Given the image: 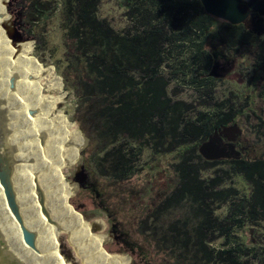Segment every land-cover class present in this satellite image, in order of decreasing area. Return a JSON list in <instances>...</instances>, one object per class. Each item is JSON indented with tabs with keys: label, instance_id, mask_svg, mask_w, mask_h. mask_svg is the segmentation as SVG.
<instances>
[{
	"label": "trees",
	"instance_id": "trees-1",
	"mask_svg": "<svg viewBox=\"0 0 264 264\" xmlns=\"http://www.w3.org/2000/svg\"><path fill=\"white\" fill-rule=\"evenodd\" d=\"M52 3L9 0L8 11L17 29L29 27L18 36L45 50L39 34H31L59 10L64 55L57 70L64 90L76 97L74 120L88 139L83 151L80 133V188L95 195L96 210L116 226L123 222L118 215L127 216L125 223L163 264H264V77L256 94L246 92L241 101L234 90L218 98L210 87L219 60L235 63L239 56L263 67L264 34L209 16L199 0H126L130 25L123 31L99 17L100 0ZM173 80L193 85L198 99H173ZM238 120L262 144L261 155L204 160L199 145ZM169 155L176 161L158 167ZM235 176L249 186L247 196L230 185ZM226 205L222 217L218 211ZM221 238L224 244L213 247Z\"/></svg>",
	"mask_w": 264,
	"mask_h": 264
},
{
	"label": "rangeland",
	"instance_id": "rangeland-1",
	"mask_svg": "<svg viewBox=\"0 0 264 264\" xmlns=\"http://www.w3.org/2000/svg\"><path fill=\"white\" fill-rule=\"evenodd\" d=\"M7 1L0 0V21L4 24V26L0 27V44L2 43L1 41L3 40L8 47V51H11L15 49L17 45L21 43H26L30 46L31 51L28 54V58L31 61L37 62L41 68H52L54 70L55 76L58 80V88L61 92L62 98L60 102L57 104L55 110L45 115L43 120L45 123H50L58 116H61L65 120V123L68 126H70L66 134L69 135L70 137L73 136L74 141L76 143V145L74 143L75 148L74 150L72 149V155L75 157L74 154L76 150L77 152H79V157L78 154L77 157L78 160L80 159L81 162L79 161V164L81 165L83 164V157L81 153L82 141L80 142L81 140L80 133L84 137L85 135L80 130L78 123H76L74 120L76 97L71 91L64 90L62 77L60 76L57 70V66L60 64V59H62L64 55V47L62 43L63 31L61 29V24H60L59 10L57 9L55 12L51 14L50 18L46 21V23L39 27L38 32L36 33L33 32L31 34V36H36V34H39L37 35V37H41L42 42L44 41L46 43V46L44 48L45 50H43L42 49L43 45L40 44L41 46L39 47L35 39H28L22 41L20 40L18 41V39H13V37L17 38L18 32L19 33L21 32V34L23 32L25 34L24 31H27L29 27L23 25L24 27L22 29L21 28L17 29L16 23L14 21L15 20L14 15H12L8 11L9 0ZM45 1H50V2L53 1V3H55L59 8L60 0H45ZM125 2L126 0H100L99 10H98L99 17L101 19H105L110 24V26L114 28L116 31H123L130 25V21L126 16L127 8L125 7ZM53 3L52 5H55ZM22 11L23 10L21 8H17L15 14L21 17L20 13ZM1 13H3L4 16H2ZM10 37L13 40V42H17L19 44L11 46L9 42ZM48 48L51 51L54 50L55 54L53 55L52 53H50L51 51H49ZM1 51L2 50L0 49V62L2 61ZM252 57L253 55L250 56L251 60ZM238 60L239 61L235 63L226 60L225 61L219 60V62L215 64L212 70L210 71V77H212L213 79V82L211 83L210 87L214 95L217 96L218 98H226L227 96L224 97V95H228L232 90H234L235 92L238 90H243L244 89L243 86L247 83V80L250 78L249 74L252 72V69L243 68L242 57L238 56ZM6 67H7L6 65L0 64V193H1L0 196L2 198L4 197L6 198L7 207L10 209L9 212L12 215V218L10 219L12 220V222L13 221L15 222L14 223L8 222L10 220H8V218H5L3 216L4 214L3 211L1 210L2 206L0 205V210H1L0 211V228H1L0 248H3L4 245L9 246V244L10 247L15 246L16 240H14V237L16 236L15 235L16 232L14 231L15 229L13 228L14 227L13 225L21 224L19 226V229L22 235H24L25 231L33 234V231H30L26 228L27 225L31 226L29 222V220H31V217H29L26 211L23 212L24 209H22L20 205L14 204L15 206L14 208L9 196L10 195L12 196L14 194L13 197H16L18 195V191H16V189L18 188H15V186L18 184L19 181H17L15 185V182H13V180L16 178L17 175L23 173L22 171L23 169L27 171L29 170V168L26 167L29 166L30 163L34 164V162L36 161L34 157H36L37 154L35 156L34 153L40 151L43 147V145H39V142L33 139V135L29 137V133H31L33 130L31 127H29L30 124H26V122L23 121V117H21L24 116L27 118V120L31 122L34 119L27 117L29 116L27 111L23 112L24 110H28L30 108L29 105L25 106L27 103L26 100L28 99L27 98L28 95L26 93H23V97H24L23 100H17V101L12 100L17 96V93H15L12 89L16 91L18 90L22 91L23 88L21 86L14 88L12 87L13 82H8L7 78H5V73L7 70H5V73L3 72V70ZM239 68L241 69L242 72H244L248 76L246 77L240 76L238 74ZM163 70L166 74H171L172 72L170 68H164ZM257 84L258 82H256V85ZM251 92L255 95L257 92V87L256 86L252 87ZM168 93L173 99H183L186 101H192L198 99V95L200 94V92L198 93L193 85L189 83L174 81V80L171 82L169 86ZM25 97L27 99H25ZM255 100L258 101L257 99ZM30 110L34 111L39 115V112L36 110V108H31ZM198 110L201 112L211 111V109L209 108H199ZM21 112H23V114ZM246 124L247 123H245V121L242 120H238L236 124L241 129L240 143H241V147L245 148L244 158L256 159L261 155L263 146L261 143H258L256 141L255 136L252 134V132L250 131V129ZM78 141H79V147L77 149ZM86 147L87 145L83 148V151L86 149ZM148 154H149L148 151H145V154L143 155L141 162L147 160ZM42 156L44 160H47L50 157V149H46L43 152ZM175 161L176 160L173 155L166 156L161 160L158 167H162V168L169 167V164L174 163ZM17 166L21 168H18ZM18 169H22V170H18ZM57 172L63 175L62 177H60V180L68 187V190H70L69 194L65 197V202L67 207L69 208V211L72 214H76V215L80 214L84 221L83 222L84 225H88L93 222H100V223L102 222L103 229L92 230L91 231L92 233H88L87 236L88 237L96 236V238H100L103 240L102 243L100 244V249L103 252V254L107 256L119 257L122 264H131L132 257L136 260L135 264L164 263V260L161 256L154 254L149 248H145L146 244H143L140 241L143 237L135 233L134 228H131L133 226L129 225L128 223L127 224L125 223L127 216L122 217L121 215H118L119 219L120 218L123 219L122 225L120 221L117 226L111 224L109 216H107V213H104L103 210H102L103 213L97 211L98 209H100L98 208L99 205L98 200H96L95 195L92 192L82 191L80 185H78V189L75 192L76 185H70V183H72V181H75L74 177L75 174L78 172L77 166H71L65 168L59 165L57 168ZM141 180L142 179H138V180L135 179L134 181H136L138 184L139 182L142 184ZM231 184L233 187L236 188V190L239 192L241 196L248 195L249 186L245 183V181L241 177L235 176L232 179L230 185ZM7 195H9L8 198ZM69 198H70L69 200L70 204L73 207L76 206L77 209L75 207L74 209L79 214L75 212L68 204ZM9 199L10 202H8ZM96 208L98 209L96 210ZM229 210H230L229 205H226L223 206L218 211V213L222 217H224L229 213ZM82 212H84V214L87 216V220L82 215ZM23 217L25 220L23 219ZM47 227L49 228V226ZM10 230H13L14 233ZM4 233L6 237H4L5 235L1 236V234L3 235ZM7 237L10 238L8 239ZM32 237L29 238L30 243L31 240L36 241L35 236L33 235ZM52 238H55L58 241L57 251L63 260H66L68 264H83L82 258L79 256L73 245L69 242L66 233L63 232H60L59 234L57 233L56 235H52ZM11 241H13L14 243ZM26 241H24V243L28 245ZM7 242L9 243L6 244ZM224 242L225 239L221 238L213 243V247L220 248L224 244ZM45 243L49 248L48 242L45 241ZM138 244H141L140 245L141 251L139 249L137 250L135 247ZM45 247L46 246L44 245V249ZM134 248L135 250L133 251ZM25 262L26 263L24 262L23 263L29 264L28 260H26Z\"/></svg>",
	"mask_w": 264,
	"mask_h": 264
},
{
	"label": "bare ground",
	"instance_id": "bare-ground-1",
	"mask_svg": "<svg viewBox=\"0 0 264 264\" xmlns=\"http://www.w3.org/2000/svg\"><path fill=\"white\" fill-rule=\"evenodd\" d=\"M1 15L4 16L3 13ZM1 26H4V24L0 21ZM1 42L2 61L0 64L7 66L3 70L4 73L7 70L5 78H7L8 82H13V88L21 86L23 88L22 91H25L22 92L12 89L17 93L16 98L12 100H23V93L28 95V99L25 97L27 99L25 106L29 105L30 108L23 112L27 111L29 114L27 117L34 119L31 122L26 117H21H23V121L26 124H30L29 127L33 130L29 133V137L33 135V139L39 142V145H43V147L40 151L34 153L35 156L37 154L34 157L36 161L34 164L30 163L26 167L29 168L28 171L18 169L23 171V173L17 175L13 180L15 185L19 181L15 186V188H18L16 189L18 195L16 197H13L14 194L12 196L7 195V198L8 196L10 197L14 208V204L20 205L24 209L23 212L26 211L29 217H31V220H29L31 226L27 225L26 228L33 231V234L25 231L24 235H22L19 229L21 224L13 225L14 231L16 232V236L14 237L16 244L11 247L10 244L9 246L4 245L3 248H0V264H24L26 260L29 261V264H68L58 254V241L52 238V235L59 234L60 232L67 234L69 242L82 258L83 264H122L119 257L103 254L100 249L102 239L96 238V236H94L95 238L87 236L88 233H92V230L103 229L102 222H93L84 225L81 216L72 214L66 205L65 197L69 194L70 190L60 180V177L63 175L57 172V168L59 165L65 168L77 166V171H79L80 159L78 160L79 152H77L78 157L77 154H74L75 157L72 155V149L74 150L76 143L73 136L70 137L66 134L70 126L65 123V120L61 116H58L50 123H45L43 120L45 115L55 110L62 98L54 70L52 68H41L37 62L31 61L28 58V54L31 51L28 44L13 42L10 37L9 42L11 46L19 45L15 49L8 51L6 43L3 40ZM31 108H36L39 115L30 110ZM23 112L21 113L23 114ZM46 149H50V157L44 160L42 154ZM17 167L21 168L19 166ZM70 185H77V183L72 181ZM10 199L8 202H10ZM6 201L5 197L2 198L0 196L3 216L10 220L8 222L14 223L15 221L12 222L10 219L12 215L9 212L10 209L7 207ZM10 231L13 232V230ZM4 235L5 233L3 235L1 234V236ZM33 235L36 241L31 240L30 243L29 238ZM45 241L48 242L49 248ZM44 245L46 246L45 249Z\"/></svg>",
	"mask_w": 264,
	"mask_h": 264
},
{
	"label": "water",
	"instance_id": "water-1",
	"mask_svg": "<svg viewBox=\"0 0 264 264\" xmlns=\"http://www.w3.org/2000/svg\"><path fill=\"white\" fill-rule=\"evenodd\" d=\"M205 9V12L216 19L222 20L230 25H249L252 32L256 36L264 34V0H199ZM13 39H22L17 35ZM225 130H232L234 136L229 138V144L226 147H222L221 137L211 135L209 138L202 142L198 147V153L206 161H220L227 159H239L240 153L235 150L233 144L234 138L241 133V129L237 125L225 127L222 134H225ZM88 139H86V145ZM85 145V146H86ZM236 152V156L233 153ZM84 167L81 164L80 170L75 174V182L77 185H81L84 181ZM78 213V212H77ZM79 214V213H78ZM80 215V214H79ZM81 216V215H80ZM82 218V217H81ZM83 220V219H82ZM84 222V221H83Z\"/></svg>",
	"mask_w": 264,
	"mask_h": 264
},
{
	"label": "flooded vegetation",
	"instance_id": "flooded-vegetation-1",
	"mask_svg": "<svg viewBox=\"0 0 264 264\" xmlns=\"http://www.w3.org/2000/svg\"><path fill=\"white\" fill-rule=\"evenodd\" d=\"M250 24H251V22H250ZM254 58H255V56L253 55L252 59H254ZM249 60H251V58H249ZM260 60H264V49H263V53L260 56ZM262 64H263V67L255 66L254 63H251V64L249 63V64H246V66H245V62H243V64H242L243 68L244 69H250L251 68L252 72L249 74L250 78L247 80V83L243 86L244 89L236 91L237 94L234 97V98H236V100L241 101L242 96H245L246 92H251L252 87L256 86L257 90H258L259 85L261 84L262 78L264 77V62ZM238 74L240 76H243V77L248 76L244 72H242L240 68L238 70ZM256 82H258L257 85H256ZM253 91H254V89H253ZM230 126L228 125L226 127H230ZM224 128L216 130L212 135L221 137L222 140H221V142H219V144L222 147L227 148L226 145L229 144V138H232L234 136V133L232 132V130H225L226 131L225 134H222ZM240 134L237 137H235L234 141H233V144L235 146V150L240 153L239 159L244 156V152H245V150H244L245 148L241 147ZM233 156H236V152L233 153ZM227 160H231V159H227ZM222 161H224V160H222Z\"/></svg>",
	"mask_w": 264,
	"mask_h": 264
}]
</instances>
